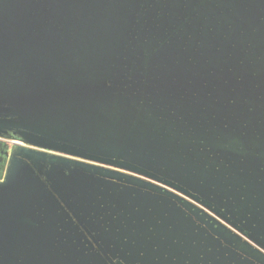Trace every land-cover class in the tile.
<instances>
[{
    "label": "water",
    "instance_id": "95a60500",
    "mask_svg": "<svg viewBox=\"0 0 264 264\" xmlns=\"http://www.w3.org/2000/svg\"><path fill=\"white\" fill-rule=\"evenodd\" d=\"M8 132L0 263L264 264V0H0Z\"/></svg>",
    "mask_w": 264,
    "mask_h": 264
},
{
    "label": "rangeland",
    "instance_id": "374dc122",
    "mask_svg": "<svg viewBox=\"0 0 264 264\" xmlns=\"http://www.w3.org/2000/svg\"><path fill=\"white\" fill-rule=\"evenodd\" d=\"M119 105L122 106L121 104H119ZM127 113L129 115H132V113L129 112V111ZM133 201H136V200H133ZM146 202H149V201L146 200ZM149 203H139L137 201V202H135V204H137L136 208L134 207V205L132 203V205L130 206V209H132V211H131L132 215H133L132 217L134 219V222H132V225L135 226V227L137 226L141 230V227L143 229L144 225H146V224L148 225V218H149L150 221H154L155 219L158 218L157 219L158 223H156V225L159 226L158 229H166L165 226H168V225H171V228H169V229H172L173 228V224H172L171 216L174 215L175 210L170 209V211H168V210H165L163 207L151 206ZM207 211L208 210H206V212ZM210 214L212 216H214L218 221H220L223 224L227 225L226 223H224L220 218H218L214 214H212V213H210ZM176 220H175V223L178 224V222ZM196 223H197V225H199V227L203 231H206L207 234L210 233V231L208 233V231L206 230L207 229L206 227L202 226L197 221H196ZM229 228H231L234 231V233H238L240 236H242L244 241L248 240L244 235H242L240 232H238L234 228H232L230 226H229ZM141 233H142V231H141ZM146 234H147V231H146ZM179 234H182L183 239L186 242H189L193 238L192 235L189 232H186V231H183V233H179ZM210 234H212V233H210ZM122 235H124V237H122V241L118 240L119 242L127 243L128 240L133 239V238L137 239L140 243H143L146 240L147 242H145V243L147 245L148 251L150 250V252L159 253V254L160 253H164V252H168L169 255L173 258L174 261L176 260V257H179V254L181 252V245H178L176 242L174 243V241L173 242L171 241L172 235H176V234H174V232L170 231V230H168L167 233H165V235H167V238H165V240H163V241H165L164 244L158 243L156 241L155 237L152 238V242L150 243L149 241H151V239L149 237L147 238V235L150 236L151 234H147L145 237H143L141 235H138V231L137 230H130V229L129 230H125L124 232H122ZM125 236H127L128 238H126ZM174 240H175V238H174ZM133 244L137 246L136 242H134ZM221 244L224 247L227 246L225 244V242H223L222 240H221ZM236 259L239 260L240 262H245L246 264H257L256 262L247 259L245 256H241L239 258L237 257ZM205 264H207V263H205ZM215 264H229V262H228V260L226 262H224L222 259L218 258L217 261L215 262ZM240 264H243V263H240Z\"/></svg>",
    "mask_w": 264,
    "mask_h": 264
},
{
    "label": "flooded vegetation",
    "instance_id": "af4514ba",
    "mask_svg": "<svg viewBox=\"0 0 264 264\" xmlns=\"http://www.w3.org/2000/svg\"><path fill=\"white\" fill-rule=\"evenodd\" d=\"M13 140H20V139L16 135H14V133L12 132H8L6 135L0 137V182L5 181L7 169L10 165L12 154L14 150H16L19 147V145L13 143ZM121 186H124V185H121ZM163 188H166V187H163ZM199 214L204 215V213L202 212H199ZM205 220L209 221V218H206ZM210 223H213V221H211ZM3 248H8V246L0 245V249H3ZM0 255L4 256V253H0ZM0 264H13V263H0ZM14 264H23V263L20 262V263H14Z\"/></svg>",
    "mask_w": 264,
    "mask_h": 264
},
{
    "label": "built area",
    "instance_id": "2783aa9c",
    "mask_svg": "<svg viewBox=\"0 0 264 264\" xmlns=\"http://www.w3.org/2000/svg\"><path fill=\"white\" fill-rule=\"evenodd\" d=\"M13 143L17 144L21 147H30V146L26 145L22 140H13Z\"/></svg>",
    "mask_w": 264,
    "mask_h": 264
}]
</instances>
